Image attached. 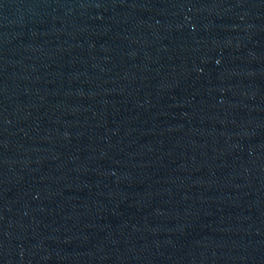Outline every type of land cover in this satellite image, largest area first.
<instances>
[{
    "label": "water",
    "instance_id": "obj_1",
    "mask_svg": "<svg viewBox=\"0 0 264 264\" xmlns=\"http://www.w3.org/2000/svg\"><path fill=\"white\" fill-rule=\"evenodd\" d=\"M0 264H264V0H0Z\"/></svg>",
    "mask_w": 264,
    "mask_h": 264
}]
</instances>
